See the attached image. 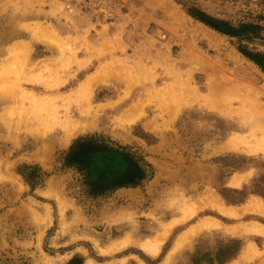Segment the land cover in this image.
Instances as JSON below:
<instances>
[{
	"label": "rangeland",
	"instance_id": "obj_1",
	"mask_svg": "<svg viewBox=\"0 0 264 264\" xmlns=\"http://www.w3.org/2000/svg\"><path fill=\"white\" fill-rule=\"evenodd\" d=\"M248 54L264 0H0V264H264Z\"/></svg>",
	"mask_w": 264,
	"mask_h": 264
},
{
	"label": "built area",
	"instance_id": "obj_2",
	"mask_svg": "<svg viewBox=\"0 0 264 264\" xmlns=\"http://www.w3.org/2000/svg\"><path fill=\"white\" fill-rule=\"evenodd\" d=\"M64 2L71 7L98 14L117 9L120 0H64Z\"/></svg>",
	"mask_w": 264,
	"mask_h": 264
},
{
	"label": "crops",
	"instance_id": "obj_3",
	"mask_svg": "<svg viewBox=\"0 0 264 264\" xmlns=\"http://www.w3.org/2000/svg\"><path fill=\"white\" fill-rule=\"evenodd\" d=\"M103 57L101 56V59L99 61H102ZM97 61H94V63ZM103 62V61H102ZM86 78H91L95 80V89H104L106 88L107 90H111L112 87H115L117 85V77L115 76H110V75H104V74H99L97 70H91L87 75H85ZM117 94L115 93L112 100H116ZM110 98H106V100H109Z\"/></svg>",
	"mask_w": 264,
	"mask_h": 264
},
{
	"label": "trees",
	"instance_id": "obj_4",
	"mask_svg": "<svg viewBox=\"0 0 264 264\" xmlns=\"http://www.w3.org/2000/svg\"><path fill=\"white\" fill-rule=\"evenodd\" d=\"M229 26H226L225 28H220V31L229 35H236V30H233L232 28H228ZM250 27L247 25V29ZM248 56L256 63L258 64L263 70H264V55L262 54H248Z\"/></svg>",
	"mask_w": 264,
	"mask_h": 264
},
{
	"label": "bare ground",
	"instance_id": "obj_5",
	"mask_svg": "<svg viewBox=\"0 0 264 264\" xmlns=\"http://www.w3.org/2000/svg\"><path fill=\"white\" fill-rule=\"evenodd\" d=\"M196 67H197V65H196ZM234 142H235V141H234ZM202 226H204V227H205L206 225H202ZM202 226H201V227H202Z\"/></svg>",
	"mask_w": 264,
	"mask_h": 264
}]
</instances>
